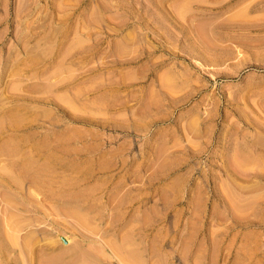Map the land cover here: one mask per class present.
Returning a JSON list of instances; mask_svg holds the SVG:
<instances>
[{
	"label": "rangeland",
	"instance_id": "rangeland-1",
	"mask_svg": "<svg viewBox=\"0 0 264 264\" xmlns=\"http://www.w3.org/2000/svg\"><path fill=\"white\" fill-rule=\"evenodd\" d=\"M0 264H264V0H0Z\"/></svg>",
	"mask_w": 264,
	"mask_h": 264
},
{
	"label": "bare ground",
	"instance_id": "bare-ground-1",
	"mask_svg": "<svg viewBox=\"0 0 264 264\" xmlns=\"http://www.w3.org/2000/svg\"><path fill=\"white\" fill-rule=\"evenodd\" d=\"M243 13V12H242ZM245 13V12H244ZM240 16V15H239ZM163 22V21H162ZM167 78H168V76H167ZM173 86V85H172ZM85 182V181H84ZM87 192V191H86ZM93 194V193H92ZM69 198V197H68ZM85 228V227H84ZM87 245H89V244H87Z\"/></svg>",
	"mask_w": 264,
	"mask_h": 264
}]
</instances>
